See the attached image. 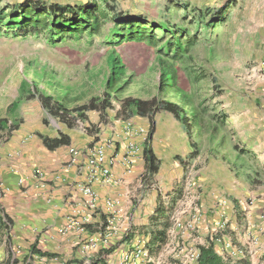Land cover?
Wrapping results in <instances>:
<instances>
[{
    "label": "rangeland",
    "instance_id": "obj_1",
    "mask_svg": "<svg viewBox=\"0 0 264 264\" xmlns=\"http://www.w3.org/2000/svg\"><path fill=\"white\" fill-rule=\"evenodd\" d=\"M25 1L0 0V10ZM39 1L75 6L92 0ZM96 1L104 6L103 0ZM116 1L107 0L118 11L143 16L150 23L188 29L186 38L182 35L184 43L194 37L188 55L180 53L173 60L161 31L155 43H105L112 22L103 33L79 40L52 39L46 32L17 36L0 28V118L12 123L17 118L29 139L66 137L77 147L116 142L126 151L135 143L143 151L142 142L152 135L157 152L166 153L168 138L177 143L185 136L180 122L159 110L151 117H137L141 123L136 127V116L130 117L123 104L128 98L178 104L190 116L195 114L193 138L200 156L191 162L172 158L154 176L141 172L135 179L136 201L144 191L151 196L163 193L168 206L176 197L178 219L166 244L158 250L152 246L149 261L140 259L137 264H197L199 247L210 244L225 264H264V0ZM229 2L222 19H213ZM110 54L123 67L112 89ZM160 58L176 72L174 87L164 92ZM24 83L27 90L22 91ZM33 83L70 111L94 98L102 101L108 93L111 107L88 111L85 120L73 123L72 117L62 122L48 111L40 94L29 97ZM128 125L135 132H128ZM7 135L0 132V144ZM218 198L228 205L216 203ZM211 204L213 210L225 208L217 219L212 213L214 221L203 217L204 206ZM120 258L113 254L103 261L119 264Z\"/></svg>",
    "mask_w": 264,
    "mask_h": 264
},
{
    "label": "crops",
    "instance_id": "obj_2",
    "mask_svg": "<svg viewBox=\"0 0 264 264\" xmlns=\"http://www.w3.org/2000/svg\"><path fill=\"white\" fill-rule=\"evenodd\" d=\"M111 1L117 3L116 0ZM133 117L136 118L135 126H140L139 116ZM16 119L13 123L8 121L9 125L14 124L15 130H0L10 133L6 142L0 144V180L7 188L0 192V264H105L103 259L113 254L121 257L119 264H126L125 258L136 249L151 251L154 246L152 236L163 230L166 220L170 223L166 231L168 241L171 229L178 226L177 203L171 206L170 202L168 206L165 200L162 201L165 199L163 193L153 192L151 196L145 191L136 201L132 192L135 179L141 172L142 176L155 175L149 172L144 158L146 143L142 142L143 151L133 158L131 172L127 171L124 163L125 145L113 144L108 153L114 160L112 173L115 183L94 185L99 207L87 215V234L62 233L68 216L86 200L79 189L85 173L68 166L69 146L73 144L48 149L44 138L34 140L25 137L21 132L23 124L20 125ZM181 129L185 136L180 137L177 143L171 142V138L165 141L166 153L157 152L153 138L147 141L159 164V171L164 162L172 158L181 162L186 158L191 162L200 156L199 150L197 156L191 157L194 149L182 124ZM210 158L214 159L215 154L212 153ZM38 172H42L44 177L41 178ZM20 180H23L21 186ZM108 200L119 202L113 212L106 210ZM217 201L219 204L222 202L220 205H228L224 198ZM204 207L203 217L209 221L213 217H221L225 210L220 206L213 210V204ZM213 212L215 215L212 217ZM106 231L111 233V237L104 241L98 236L106 234Z\"/></svg>",
    "mask_w": 264,
    "mask_h": 264
},
{
    "label": "trees",
    "instance_id": "obj_3",
    "mask_svg": "<svg viewBox=\"0 0 264 264\" xmlns=\"http://www.w3.org/2000/svg\"><path fill=\"white\" fill-rule=\"evenodd\" d=\"M231 3L232 2L227 3L218 12V15L215 14L213 16V19H222ZM103 5L104 6H101L96 0L75 6L60 4L47 5L39 0H26L23 3L16 4L12 7L6 6L0 10V28L5 27L17 36L46 32L52 39L57 37L62 40L65 38H75L79 40L83 38L84 35L93 38L97 34L103 33V29L107 22H112L113 27L108 33H105V43H122L126 40H147L150 43H155L157 41L156 33L161 31L162 35H165V40L162 38L161 41H165L164 48L166 52L170 50L171 52L173 51L171 56L173 60L178 59L180 53H186L188 55L189 49L194 42L193 37L189 38L188 41L184 43L188 29L177 28L178 26L171 25L168 22H163L161 24H156V22L150 23L148 22L149 20L143 16H135L127 12L118 11L111 3L107 2V0H103ZM198 14L200 15L201 13L198 12ZM215 21L213 20V22ZM183 34H185L184 39H182ZM107 61L108 65L111 67L109 89H112L115 82L118 81L123 74V67L119 65V60L114 54H110ZM158 62L162 82L161 91L164 92L174 87L176 72L173 65L169 64V62L163 58H160ZM26 87L27 83L22 84L21 90H27ZM37 93L43 98L45 107L48 111L53 116L58 117L62 122H68L72 117H75L73 118V123L78 118L85 120V115L88 111L105 112L111 107V95L109 93L105 95L102 101L94 98L89 104L74 108L71 111L66 109L65 105L59 100L45 95V92L42 90H38V86L33 83L32 93L29 94V97H33L37 95ZM18 104V101L15 102L13 107L15 108ZM123 105L124 110L126 109L129 112L128 115L130 117L134 115L139 117H151L159 110L172 114L176 120L184 126V130L194 149L191 157L193 158L198 155V145L193 138L195 114L190 116L189 113L178 104L156 99L140 100L128 98ZM8 121L7 118H0L1 131L10 132L15 130L14 124L9 125ZM152 131H154V128ZM149 139H152V135L148 140ZM44 143L48 149L54 150L63 145H69V140L66 137H61L45 139ZM143 154L151 175L158 173L159 164L156 162V157L152 148L147 143L144 146ZM176 201L177 198L173 197L171 206H174ZM169 227V220H166L163 230L157 231L152 236L151 242L156 250L166 244V231ZM197 264H225V261L222 256L215 251L214 246L210 244L209 246L199 247Z\"/></svg>",
    "mask_w": 264,
    "mask_h": 264
},
{
    "label": "built area",
    "instance_id": "obj_4",
    "mask_svg": "<svg viewBox=\"0 0 264 264\" xmlns=\"http://www.w3.org/2000/svg\"><path fill=\"white\" fill-rule=\"evenodd\" d=\"M128 132H135V128H131L128 125ZM112 144H97L94 146L77 147L74 145L69 146V168H76L85 173L83 182L79 185V189L82 195L86 198L84 204L79 209H75L67 218L65 227L62 229V233L76 232L79 235H85L88 232V213L96 212L99 207V196L94 189V185L102 184L106 186L113 185L115 183L112 168L114 165L113 157L109 156V150L112 148ZM141 152V148L136 146L135 143H130L126 146V154L124 163L127 167V171L131 172L133 168V158ZM38 175L42 178L44 174L38 172ZM23 184V180L19 181V185ZM7 189L0 180V192ZM119 205L118 201L108 200L105 203L106 210L113 212ZM110 231V230H109ZM106 231V234L101 233L98 237L104 238V241L111 237V233ZM98 238V240H100ZM92 241H97L93 239ZM240 255L241 252H238ZM149 261V252L145 248H138L132 254L130 253L126 258L127 264H137L139 260Z\"/></svg>",
    "mask_w": 264,
    "mask_h": 264
}]
</instances>
